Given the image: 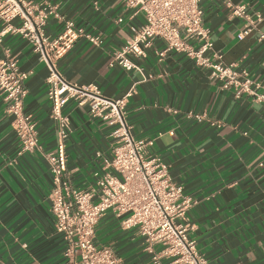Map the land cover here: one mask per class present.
<instances>
[{"label":"crops","instance_id":"0c3cea01","mask_svg":"<svg viewBox=\"0 0 264 264\" xmlns=\"http://www.w3.org/2000/svg\"><path fill=\"white\" fill-rule=\"evenodd\" d=\"M51 2L62 18L102 39L98 47L76 40L57 61V70L67 82L93 85L106 98L128 95L125 121L133 138L153 141L149 154L160 158L194 202L185 215L188 236L206 263L264 264V104L253 95L236 96L231 87L222 89L209 70L181 54L158 57L164 49L159 40L152 42L145 59L132 58L140 72L110 67V55L132 38L143 17L126 9L122 0ZM230 6H244L254 23L242 40L237 36L248 23L233 15ZM200 9L223 65L245 72L253 92L264 95V42L258 39L264 33V0H201ZM62 29V20L51 18L44 32L54 39ZM7 56L28 73L24 112L36 124L39 149L18 155L19 142L0 95V264H79L64 255L66 245L54 232L48 201L52 179L42 154L55 148L57 138L46 96L47 68L16 34L0 39V61ZM189 113L205 117L196 120ZM63 114L71 128L68 180L74 189L90 190L93 173L111 158V127L74 102L66 104ZM121 220L107 211L96 225L95 245L110 248L118 264H153L137 229H124ZM152 250L157 254L161 249Z\"/></svg>","mask_w":264,"mask_h":264},{"label":"built area","instance_id":"2783aa9c","mask_svg":"<svg viewBox=\"0 0 264 264\" xmlns=\"http://www.w3.org/2000/svg\"><path fill=\"white\" fill-rule=\"evenodd\" d=\"M122 2L126 9L140 14L144 23L133 29L132 38L120 49L112 52L110 67L140 72L132 58L145 59L152 42L159 40L164 49L157 53L158 57L170 52L181 54L196 66L209 70L210 77L218 81L222 89L231 87L236 96L246 93L264 104V95L253 92L245 72L239 74L221 62V56L215 52L209 32L203 26L201 0ZM230 8L233 15L248 23L237 36L242 40L254 23L244 6ZM51 18L63 22L62 32L54 39L44 32ZM255 20L260 22L262 18L256 15ZM14 21L19 23L14 25ZM0 25V39L6 34L21 36L48 71L46 96L51 106L50 118L56 126L57 143L51 152L42 155L52 179L48 201L54 232L64 239L67 260L77 258L79 264H118V258L110 248H99L94 243L96 225L107 211H111L117 218H122L124 229H137L153 264H160L162 258L172 260L171 264H207L197 251L195 241L188 236L191 227L186 223L185 215L194 202L183 193L180 185L173 182L160 158L149 154L153 141L133 138L125 121L128 95L119 99L106 98L93 85L80 87L67 82L57 70V61L76 40L83 38L98 47L102 44L100 36L91 35L62 18L51 0H0ZM258 39L264 42V33H260ZM27 79L28 73L18 68L13 57L7 56L0 61V95L19 142L18 155L39 149L36 124L24 112ZM68 102L86 108L90 118L111 127V158L104 161L102 171L93 173L95 187L86 191L74 189L67 176L66 141L71 128L63 109ZM188 117L200 120L205 116L189 113ZM154 246L160 247L159 253L153 252Z\"/></svg>","mask_w":264,"mask_h":264}]
</instances>
